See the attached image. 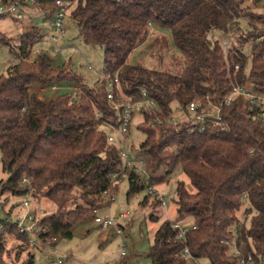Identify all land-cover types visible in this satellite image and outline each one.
<instances>
[{
    "label": "trees",
    "instance_id": "16d2710c",
    "mask_svg": "<svg viewBox=\"0 0 264 264\" xmlns=\"http://www.w3.org/2000/svg\"><path fill=\"white\" fill-rule=\"evenodd\" d=\"M262 1L76 0L71 16L78 35L85 44L103 50V73L117 75L122 97L154 103L143 107L138 124L147 135L140 147L151 155V171L168 172L179 165L196 189L190 193L183 181L177 184L179 217L165 219L157 228L148 253L152 264H196L203 259L209 264H238L249 252L264 257V133L259 120L233 103L223 110L230 130L222 134L192 132L188 123L171 121L173 102L186 112L191 100L209 91L224 94L232 82L249 79L264 90V12L253 9ZM40 2L47 10L55 0ZM152 27L171 30L174 45L185 57L181 70L129 62ZM215 32L228 33L234 40L228 62L220 40L213 38ZM41 38L40 27L23 26L16 44L18 61L6 74L0 73V159L6 175L0 186L15 197L29 195L54 203L55 211L41 218L49 230L41 238L55 245L73 238L74 228L90 219L91 208L102 202L114 173L123 171L118 145L108 139L109 131L120 127L122 106L108 97L107 78L100 76L88 86L70 66L56 68L46 55L34 56L33 47ZM2 39L12 46V39ZM249 41L253 47L245 54ZM169 45L163 36L150 47L155 51ZM63 80L85 88L77 98L69 92L54 99L30 93L32 84L51 86ZM125 175L130 199L145 189L146 178L126 170L119 180ZM152 180L158 183L160 178L152 176L150 184ZM244 203L249 206L241 222L238 212ZM188 216L193 225L180 237L174 224ZM7 234L19 240L18 255L29 246V234L6 224L0 230V264H12L5 259ZM21 264H34V255Z\"/></svg>",
    "mask_w": 264,
    "mask_h": 264
},
{
    "label": "rangeland",
    "instance_id": "374dc122",
    "mask_svg": "<svg viewBox=\"0 0 264 264\" xmlns=\"http://www.w3.org/2000/svg\"><path fill=\"white\" fill-rule=\"evenodd\" d=\"M253 9L258 12H264V1L253 7ZM71 13L70 11L66 17L67 31L62 41V49L59 54L55 53L52 49L50 35L53 30L49 13L42 12L41 10H33L31 13L26 12V19L23 22L10 17L1 19L0 73L6 74L8 68L18 61L19 48H16V44L19 41L22 27L30 25L29 23H35V26L41 28L42 38L34 45L32 51L33 55H46L48 60L52 62L53 66L56 68H60L64 64L68 65L74 71L84 76L85 84L88 86L95 85L100 76L103 77L102 75L104 74L103 68L105 64L103 50L100 46H91L83 42L82 38L78 35L77 25ZM242 24L244 27L247 26L245 22H242ZM163 36L168 38L169 47L156 48L155 51H152L150 47L152 41L155 38ZM213 36V38L220 40L221 46H223V53L225 51L224 48H227V45L224 46V42H227V44L234 42L228 33L215 32ZM4 37L6 39H12V46L2 39ZM233 45L234 44H232V48ZM12 47L16 48L15 52H12ZM252 47L253 43L249 41L243 48V52L249 54ZM232 48L227 52L229 53ZM129 62L132 64H144L158 70L177 72L184 67L185 57L174 45L170 29L152 27L147 41L130 55ZM57 84V86L60 85V89L53 91L48 90L46 92L39 91L42 95L39 93L38 95L43 98L54 99L60 94L69 92L75 93V96L77 94V98L81 90L85 88L83 84H77L72 80H63L57 82ZM37 86L38 88L42 87L39 83L32 84L29 87L30 93L35 94ZM55 91H57V93H55ZM172 109L173 121L177 120L178 122H182L186 118L185 112L177 102H173ZM142 120V113L136 112L132 118L131 128L125 139V149L131 153L132 157L137 161H144L143 170L148 173V175H146L145 189L128 199L127 191L129 188V181L128 177L125 175L122 180L117 181V184L114 183V188H112L108 194L103 195L102 202L99 204V207L102 205V209H100L99 212L100 215L108 214L109 210L114 218L117 210H119V216L122 213H128V218H115V223L124 227L122 234H116L115 228H110L106 231L99 230L90 217V219L74 228L73 238L61 239L55 245L39 243L35 246H28L26 249H22L19 255V240L13 235L7 234L6 243L8 252L5 255V259L11 261L12 264H21L31 253L34 255V264H58V260L62 261L61 264H111L112 262H116V264L117 262L118 264H152L148 253L154 242L157 228L163 220H176L179 217L174 201L176 199L177 184L183 181L186 189L190 193H195L196 189L179 165L166 173L165 169H161L157 173L151 171V155L141 150L140 147L147 136L146 133L138 127V124ZM110 133L116 137L117 145L121 146L122 140L124 139L122 138L120 128L115 129L113 132L109 131V134ZM149 176H158L157 178H160L158 183L152 180L151 185L166 197V205H162L160 201L158 202L159 204L153 203V200L156 199L153 195L148 194L147 188ZM5 177L6 175L2 171V162L0 159V178ZM118 179H120V177ZM115 181L116 179L112 176L111 182ZM161 183L162 185H159ZM3 193L6 194V191ZM112 195L115 197L113 202L110 200ZM145 196H149L147 201H145ZM14 200L18 199L10 197L11 202ZM32 202L36 213L38 212L37 214L40 217L56 209L54 203L46 198H42L41 201L32 199ZM248 206V203H244L238 212L241 222L246 220L245 209ZM151 214L153 216H158L159 219L156 220V218H152L150 216ZM193 221L194 219L188 216L179 220V224L183 228H189L193 225ZM246 224L247 226L249 225V223ZM122 243L126 244V255L120 260L119 256L123 248ZM235 248L236 246L232 245V250ZM201 261L202 264H209L207 259Z\"/></svg>",
    "mask_w": 264,
    "mask_h": 264
},
{
    "label": "built area",
    "instance_id": "2783aa9c",
    "mask_svg": "<svg viewBox=\"0 0 264 264\" xmlns=\"http://www.w3.org/2000/svg\"><path fill=\"white\" fill-rule=\"evenodd\" d=\"M40 0H0V20L4 17H10L17 21L23 22L26 19V12L31 13L33 10L49 13V18L52 23L53 32L50 35L52 42V49L55 53L59 54L62 49V41L66 35V17L68 13L73 11L75 8L76 0H55L51 7L47 10H42L40 6ZM33 9V10H31ZM30 26H35V23H29ZM263 37V36H262ZM234 42L227 44L224 42V57L228 62V50L232 48ZM223 47V46H222ZM264 58V55H263ZM229 67V66H228ZM240 69V65H235V71ZM107 78V90L108 97L110 99H118V102L122 106L120 131L122 138L121 146L119 148V155L123 162V171H133L135 174H139L146 178L148 175L147 171L143 170L144 161H137L134 159L125 149V139L130 130L133 116L138 113H142L143 107L146 104L154 106V103L149 99L145 101L132 102L129 98L122 97L121 89L119 85V79L117 75L110 78L109 75H102ZM57 86H42L39 91H53L56 90ZM41 97V96H40ZM237 103L238 106L242 107V111H248V115L254 120H259L262 125L264 133V90H259L254 83L249 79H245L241 83L232 82V86L224 94H220L217 91L207 92L201 98L191 100L187 105V111L185 112L186 118L182 121L188 123L189 131L208 132L211 134H222L230 130V124L224 119L223 110L225 107ZM171 121L177 124L178 121ZM108 139L112 143H116V137L113 134H109ZM117 144V143H116ZM120 172L114 173L113 177L116 179L115 182H111L109 188L104 192L108 194L114 183L117 184L118 178L121 176ZM151 176H149L150 178ZM24 181H27L24 179ZM146 181V179H145ZM148 194L153 195L154 198L161 202L162 205H166V197L158 192L148 181ZM10 197L17 198L18 200L10 201ZM9 198V201L8 199ZM111 202L115 200L112 195L110 197ZM102 205L91 208V220L97 225L101 231H106L110 228H115V233L121 235L123 227L115 223V218L109 210L106 215H100V208ZM38 213V212H37ZM34 209V204L29 195H23L21 197H15L11 194H4L3 188L0 186V230H3L6 224H13L21 233L29 234V246H35L36 244L47 243L43 242L41 235L48 233L49 230L41 223V218ZM121 218H128V213L120 214ZM175 227L179 228V236L184 237L186 228H183L179 223L174 224ZM54 238H50L52 240ZM125 245L122 243V250L120 252V260L126 255ZM186 254L189 255L186 249ZM257 255V256H256ZM119 261V260H118ZM58 264L62 261L58 260ZM111 264H116L112 262ZM118 264V262H117ZM196 264H202L198 261ZM238 264H264V257L259 256L257 253L249 252L246 256H242L238 260Z\"/></svg>",
    "mask_w": 264,
    "mask_h": 264
},
{
    "label": "crops",
    "instance_id": "0c3cea01",
    "mask_svg": "<svg viewBox=\"0 0 264 264\" xmlns=\"http://www.w3.org/2000/svg\"><path fill=\"white\" fill-rule=\"evenodd\" d=\"M58 85V84H57ZM56 85V86H57ZM60 86V85H59ZM59 86H57V89L56 90H58V89H60V87ZM35 93H39V88H38V86L36 87V89H35ZM55 93H57V91H55ZM40 95H42V93H39ZM51 94H53V93H51ZM165 173H166V171H165ZM156 177H158V176H156ZM161 177V176H160ZM159 185H162V183L161 184H159ZM176 207H177V205H176ZM105 208H107V207H105ZM100 209H102V207L100 208Z\"/></svg>",
    "mask_w": 264,
    "mask_h": 264
},
{
    "label": "water",
    "instance_id": "95a60500",
    "mask_svg": "<svg viewBox=\"0 0 264 264\" xmlns=\"http://www.w3.org/2000/svg\"><path fill=\"white\" fill-rule=\"evenodd\" d=\"M119 217V210H117L116 214H115V218Z\"/></svg>",
    "mask_w": 264,
    "mask_h": 264
}]
</instances>
